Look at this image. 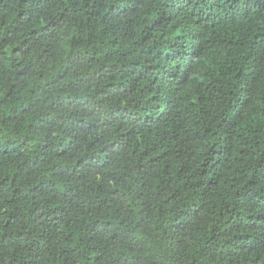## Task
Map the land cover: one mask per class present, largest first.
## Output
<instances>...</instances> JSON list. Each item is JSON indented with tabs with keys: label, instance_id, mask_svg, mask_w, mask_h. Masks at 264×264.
<instances>
[{
	"label": "trees",
	"instance_id": "trees-1",
	"mask_svg": "<svg viewBox=\"0 0 264 264\" xmlns=\"http://www.w3.org/2000/svg\"><path fill=\"white\" fill-rule=\"evenodd\" d=\"M0 264H264V0H0Z\"/></svg>",
	"mask_w": 264,
	"mask_h": 264
}]
</instances>
